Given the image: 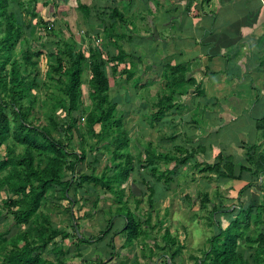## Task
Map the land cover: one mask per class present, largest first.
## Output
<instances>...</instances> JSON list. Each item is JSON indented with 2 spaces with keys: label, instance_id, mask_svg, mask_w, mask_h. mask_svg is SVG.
<instances>
[{
  "label": "rangeland",
  "instance_id": "rangeland-1",
  "mask_svg": "<svg viewBox=\"0 0 264 264\" xmlns=\"http://www.w3.org/2000/svg\"><path fill=\"white\" fill-rule=\"evenodd\" d=\"M159 2L165 5L159 4L158 0L11 1L20 21H24L29 43L21 52L19 41L17 47L5 53L11 56L10 60L0 62V114H6L10 125V132L0 146V163L7 161L5 167H0V209L3 210L0 217V264H10L5 253L15 244H24L23 234L31 244L40 245L46 259L64 264H197L208 249V239L231 223L229 213L232 214L234 206L228 199H236L245 183L219 178L205 169L208 164L218 161L220 154L226 155L225 143L231 144L236 139L254 137L252 143L260 141L259 149L251 152L255 156L260 155L262 147L264 149V141L255 132V124L249 125L255 120L244 121L241 117L252 115L256 118L264 113V71H257V68L246 74V70L234 71L231 67L238 66L236 59H232L227 74L221 68L225 67L224 62L205 52L210 45L205 40L200 43L197 37L187 35L188 29L183 30L184 21H189L193 15V9L187 8L188 0ZM212 2H204L207 9ZM171 7H179L176 15L164 14ZM114 9L123 15L122 20ZM105 26L101 35L94 31ZM51 27L62 29L58 38L52 39L55 37L52 33L56 32ZM1 28L0 31L4 30ZM144 32L151 33L153 38L142 40ZM132 39L133 51L129 45ZM67 49L82 52L85 58L80 76L82 91L74 108L65 91L67 78L55 71L61 59L69 65ZM121 49L130 50L132 54L127 58L122 55L125 60L117 61ZM24 51L35 53V63L26 66L21 62ZM95 60L103 64L111 87L108 100L115 105L114 114L107 123L124 118L122 135L128 140L120 148L124 156L119 160L124 163L129 156L133 160L132 175L128 180L119 186L112 184L116 190L123 189V194L84 178L86 174L104 171L112 175V151L117 148L107 144L110 138L100 139L91 132L93 128L96 132L101 131V125L95 123L93 126L89 119L91 115L98 116L102 110L100 99L91 90V68ZM15 61L20 64V77L34 81L25 99L14 98V88L18 89L20 81L8 82ZM182 61L187 68L186 80L178 82V72L163 69V65ZM125 64H128V70ZM249 74L253 75L250 81L241 79ZM245 82L247 85H241ZM19 103L25 106L32 103V115L39 120L36 123L30 116L29 121L38 124L43 131L37 134V138L48 140L59 150L34 149V163L38 168H44L59 156L61 161H66L62 180L69 182L66 186L63 184L64 189L59 184L51 185L28 223H17L8 213L9 205L22 208L20 201L23 199L21 194L12 192L7 183L14 169L25 166L24 162H17L22 160L21 155L25 152V146L17 136ZM162 106L166 107L165 114L171 124L164 137L158 131L155 116ZM209 112L212 121L206 119ZM219 117L222 118L220 123L209 124ZM193 118L199 119V123L190 122ZM236 119L238 123L233 122ZM187 127H191L190 131L187 130L189 137L183 135ZM237 127H243L242 131L237 133ZM252 127L250 135L247 131ZM190 137L198 142L190 141ZM212 138L217 139L215 144H210ZM202 141H205L203 153L208 149L213 151L209 160H200L196 155L198 147L195 145ZM63 150L65 154L60 155L58 152ZM149 152L170 155L165 158L161 154L154 159L160 170L172 171L168 187L163 178L157 179L153 170L144 166ZM188 154L190 156L183 161ZM259 172H264V161ZM260 179L263 181L264 175ZM134 180L142 185V189L135 186ZM153 185H156L155 196L150 200L149 188ZM204 193L209 195L207 201H202ZM118 196H123L122 204L127 203L132 209L138 224V236L132 243L127 241L128 231L121 229L125 218L117 215L116 210L122 206ZM220 201L222 205L219 207ZM110 221L115 226L109 230ZM167 230L178 237L182 248L174 258L168 255H172L170 249L168 254L165 252L167 256H164L163 249L161 256L158 250L155 251L164 244ZM248 232L252 237L258 233V228L253 224ZM47 239L48 245V242L44 244ZM239 243L245 248L246 255L255 248L254 244L242 240Z\"/></svg>",
  "mask_w": 264,
  "mask_h": 264
},
{
  "label": "trees",
  "instance_id": "trees-1",
  "mask_svg": "<svg viewBox=\"0 0 264 264\" xmlns=\"http://www.w3.org/2000/svg\"><path fill=\"white\" fill-rule=\"evenodd\" d=\"M12 0H0V26L4 28V30L0 31V62L4 60H10V55L6 54L7 52H11L14 47H17L18 42L20 41L21 52L25 48V45L29 43L28 36L25 32L28 33L23 26V20L20 21L17 11L13 7ZM36 1V0H35ZM38 5V3L36 2ZM29 10H33L30 8ZM115 10V9H114ZM117 15L122 20L123 15L115 10ZM114 11V12H115ZM34 14V13H33ZM116 17V13L114 15ZM115 17L113 19H115ZM108 26V25H106ZM106 26L102 30H94L97 31L99 35L104 33L106 30ZM108 30H112L111 26H108ZM1 28V29H2ZM56 33H52L55 37L52 39L58 38L57 35H60L62 29L59 30L57 28L51 27ZM87 32L88 30H84ZM93 31V32H94ZM29 34V33H28ZM116 40V37H113ZM142 40L149 38L145 36H141ZM129 45L132 51L134 50L133 41L129 40ZM130 50L121 49V54L117 57V61L121 59V61L125 60L122 55L126 56V58L132 54ZM66 54L69 56V65H67L66 60H59V65L56 67L55 71L57 73L62 74L67 78L68 83H65V91L68 96L71 98L72 107H76V101L81 95V80L80 76L84 70L85 58L82 52H73L72 49H67ZM34 52L33 51H24L21 55V62L28 66L29 64L35 63L34 60ZM20 65V64H19ZM17 62L15 61L12 65L11 77L8 82L11 81H20V86L18 89L14 88L13 94L14 98L19 96V98L28 97L29 91L32 89L34 81L27 80L25 77H20V68ZM122 65V64H120ZM128 64H125V69L128 70ZM163 69L171 70L173 72H178V82H183L186 80L185 73L187 71L186 66L183 63L172 64L167 62L163 65ZM91 90L93 95L100 99V103L102 104V110L98 116L91 115L89 119L91 120V124L99 123L101 125V131H95V129H91V132L103 139H109L108 145H115V148L112 151V157L114 159V168L112 169L113 174L107 175V173H91L84 175V178L89 181H93L96 184H102L109 188L111 191H115L116 193H122L123 189L116 190L113 188L112 184H118V186L128 180V178L132 175L130 174V170L132 167L133 160L132 158L126 157L124 163L119 160L123 158V152L120 148H122L126 143L128 138L122 133H124V129L122 128V118L115 119L109 123H107L108 119L114 114L115 105L109 103V95L108 91L110 90V82L103 69V64L100 61H96L93 63L91 68ZM21 79V80H20ZM23 100V99H22ZM98 102V104L100 105ZM170 104V103H169ZM31 104L24 105L23 103L18 104V109L16 115L18 116V141L22 142L25 146V152L21 155L22 160L17 161L18 163L24 162L25 166L23 169L16 168L14 169L13 174L7 180V183L11 186L12 192L16 194H21L23 199H21L20 203L22 204V208H18L9 205L8 213L12 214L17 223H28L31 217L38 211L41 200L45 193L48 191L51 185L59 184L62 185L61 189H64L63 184L68 185L69 182L62 180L63 175V164L66 161H61L62 159L59 156L55 157L54 162L44 168H38L34 163V149H39L44 147V149H52L53 151H59L56 146L52 145L48 140L40 141L37 138V134L43 132L40 129L37 121L39 117L32 115L33 108ZM104 105V106H103ZM262 105V104H261ZM101 107V105H100ZM165 108L162 106L161 110L155 114L158 119V124L156 125L158 131L165 136V133L168 135L170 120L168 115L165 114ZM212 113H208L209 118H211ZM33 117L36 123H32L29 121V117ZM241 117L245 120L252 119L254 122L251 124H255V132L259 134V139L264 141V113L261 116L253 118L252 115H241ZM195 124L199 123V119H191L190 122ZM125 122V120H124ZM233 122L238 123V120H234ZM217 119L212 124H218ZM32 124V125H30ZM151 125V123L149 124ZM148 125V126H149ZM94 126V125H93ZM231 127V125H230ZM191 127L186 128V133L183 135H187V130L190 131ZM242 128L237 127V133L242 131ZM226 129V128H225ZM252 128H250L247 133L252 135ZM48 131V129H45ZM10 132L9 120L6 117V114L2 112L0 114V146L2 142L7 138L8 133ZM115 133V134H113ZM180 134V133H179ZM181 135V136H183ZM192 141V137L189 138ZM254 137H249L248 140H243L244 144V155L240 156L239 160H236V156L230 154L227 149L226 155L220 154L219 160L214 161L212 164H208L205 170L210 172H214L217 177L224 178L228 180H242L245 184L239 189V194L236 199L229 198L231 201V205H233L232 214L229 213L231 217V223L223 230L220 229L218 232L213 234L208 239V249L206 250L204 257L197 264H202L207 262L208 264H264V180L261 182L260 178L264 172H259V166L262 161H264V152L261 151L260 155L255 156L252 154V150L256 149L255 152L259 149L260 141L256 143L254 142ZM258 140V138H257ZM195 143L198 142L196 139L193 140ZM249 143V145H247ZM164 146V145H161ZM152 149L158 151V148L152 146ZM201 148V149H200ZM165 151L168 150V148ZM199 150H203L204 147L200 146ZM65 150V148H64ZM63 152H58L60 155L65 154ZM199 152V151H198ZM197 152V153H198ZM196 153V154H197ZM162 154V153H161ZM157 152V154L149 152L147 154L146 159L144 160L145 167L148 169H152L155 177L157 179L164 180L165 186H169V181L172 179L171 174L172 171L160 170L157 164L154 162L156 156L161 155ZM68 156V154H66ZM165 158H169L170 155L162 154ZM190 156L188 154L183 161H186ZM58 158V159H57ZM117 160V161H116ZM209 160V159H208ZM226 160H231L229 163ZM237 162H236V161ZM197 161V160H196ZM59 162V165L57 163ZM7 165L6 160H2L0 163V167H5ZM263 167H261L262 169ZM168 170V169H167ZM262 173V174H261ZM235 178V179H234ZM85 179H82L85 180ZM81 181V182H82ZM158 181V180H157ZM117 182V183H116ZM82 184V183H81ZM256 191H255V190ZM150 200L153 199L154 191L156 190V185L150 186ZM202 201H207L209 198L208 193L202 194ZM220 196H222L220 194ZM122 197L119 198L118 202L122 204ZM223 197V196H222ZM152 198V199H151ZM224 198V197H223ZM211 202V201H210ZM136 203H139V200L136 199ZM212 204L215 202L212 201ZM222 202L218 204L220 207ZM117 211V215L123 216L125 222H121L120 218L117 221L121 222V229L128 231L127 241L132 243V240L138 236V224L133 215L132 209L127 205V203H123L122 206H119ZM3 215V210L0 209V217ZM115 214V216H117ZM229 216V218H230ZM111 224V226H110ZM255 224L258 228V233L254 234L251 237L249 235L248 230L251 229L252 225ZM115 226L114 222H109V230ZM55 235H53L54 237ZM1 237V235H0ZM53 237H50L53 238ZM22 239L24 240V244L19 246L15 244L11 250L5 253V257L8 263L10 264H64L62 261H52L46 259L43 256L42 250L39 249L40 245H33L29 242L27 235L23 234ZM245 241L246 243L255 246L252 251L246 255L245 248L241 246L239 241ZM49 239L44 241V244L47 243ZM113 241V240H112ZM49 242L47 243V245ZM180 243L178 237L173 235L172 233L166 231L164 235V244L160 245V249L157 248L155 251H159V256H161L163 249V254L167 252L169 253V249L172 250V255L168 254L169 257H175L177 253L181 251V247H179ZM113 246V242H112ZM250 250V247L248 246ZM164 256H167L166 254Z\"/></svg>",
  "mask_w": 264,
  "mask_h": 264
},
{
  "label": "crops",
  "instance_id": "crops-1",
  "mask_svg": "<svg viewBox=\"0 0 264 264\" xmlns=\"http://www.w3.org/2000/svg\"><path fill=\"white\" fill-rule=\"evenodd\" d=\"M208 1L211 2V0H188L187 8L190 6V9H193V15L190 17L189 21L184 19L185 21L183 24H185V27H183V30L186 31V29H188L186 34L197 37V41L200 43L205 40L207 45H210L205 49V52L210 57L222 60L225 67L221 68H224L227 74V66L232 59H236V64L238 66L231 67L234 71L241 72L242 70H246V74L252 73V70L254 71L255 68H257V71L262 70L263 72L264 0H213L209 9H207L206 4ZM204 2L207 3L205 4ZM158 3L165 5L159 2V0ZM178 9L179 7H173L167 12H164V14L174 16ZM178 20L179 19L176 17L175 21L177 23ZM174 27L178 26L174 25ZM147 34V32H144L143 36L153 38L151 33L149 35ZM149 41L152 42V40ZM190 59H192V57ZM180 63L185 64L183 61ZM251 78L253 79L252 74H249L244 78L241 77V79H247L248 81H250ZM241 85H247V83L245 82ZM206 119L211 120L208 115L206 116ZM221 120L222 118H217V122L220 123ZM209 124L211 125L212 122ZM216 140V138L210 139V144H215ZM243 140L244 139L242 138L236 139L231 144L228 142L223 145L225 149H229L228 152L230 154L236 156L237 161L245 151L240 150L242 148L244 149ZM205 141H202L195 146L198 148L200 146L204 147ZM202 151L198 149V153L196 154L200 160H208L209 157L213 156V151H210L209 149L206 153H203ZM260 151H264L263 147ZM260 181H262V179H260ZM134 183L135 186L137 185L138 188L140 187L142 189L141 184H137L135 180Z\"/></svg>",
  "mask_w": 264,
  "mask_h": 264
}]
</instances>
